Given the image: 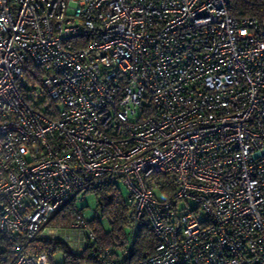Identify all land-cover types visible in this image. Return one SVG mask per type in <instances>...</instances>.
Instances as JSON below:
<instances>
[{"label": "built area", "instance_id": "1", "mask_svg": "<svg viewBox=\"0 0 264 264\" xmlns=\"http://www.w3.org/2000/svg\"><path fill=\"white\" fill-rule=\"evenodd\" d=\"M107 182L132 208L118 252L80 212L51 224ZM141 219L157 243L131 264H264V21L230 0H0V233L21 239L0 264H50L36 237L127 264Z\"/></svg>", "mask_w": 264, "mask_h": 264}, {"label": "trees", "instance_id": "2", "mask_svg": "<svg viewBox=\"0 0 264 264\" xmlns=\"http://www.w3.org/2000/svg\"><path fill=\"white\" fill-rule=\"evenodd\" d=\"M231 13L234 16H254L264 21V0H230ZM97 198V209L100 216H95L89 223L93 231L97 248H110L114 252L120 251L127 242L128 227L132 222V208L126 199V191L117 183H104L90 189ZM81 211L75 203L63 206L52 218V225L67 226L71 223L72 213ZM106 219L107 226L101 219ZM20 238L0 233V248H11ZM157 243L151 228L145 219H141L136 230L132 248L128 252L126 263H136L150 255ZM27 253L45 254L50 264H55V256L61 254V264H103L100 256L91 255L89 249L83 254H73L68 246L57 239L33 238L25 241Z\"/></svg>", "mask_w": 264, "mask_h": 264}, {"label": "rangeland", "instance_id": "3", "mask_svg": "<svg viewBox=\"0 0 264 264\" xmlns=\"http://www.w3.org/2000/svg\"><path fill=\"white\" fill-rule=\"evenodd\" d=\"M20 82L24 87H27L28 89H30L29 93L31 95H33L34 92L39 91L40 89L39 87L34 85L33 82L27 80L24 76L21 77ZM33 88H35V90ZM119 185H120V188L124 190L125 192L126 191L125 187L122 184H119ZM155 192L157 193V190H155ZM75 205L81 211L84 219L87 222H90L95 216H100L99 211L97 209V198L93 192H90V191L89 192L87 191L79 192L75 199ZM101 220L103 222V225L107 226L106 219L103 218ZM60 226H63V225H60ZM67 226H63V227H67ZM54 259H55V264H61L63 261V256L61 254H57Z\"/></svg>", "mask_w": 264, "mask_h": 264}]
</instances>
